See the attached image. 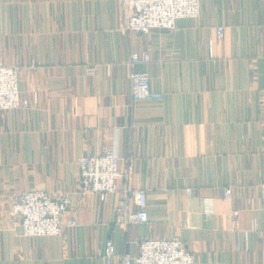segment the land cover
<instances>
[{
	"label": "crops",
	"instance_id": "0c3cea01",
	"mask_svg": "<svg viewBox=\"0 0 264 264\" xmlns=\"http://www.w3.org/2000/svg\"><path fill=\"white\" fill-rule=\"evenodd\" d=\"M123 18L120 0H0V59L25 66L30 102L0 110V264H105L110 238L123 264L141 237L173 234L197 264H264V0H201L172 30L128 31ZM132 71L163 97L134 101ZM110 146L147 190V223L117 221L124 177L106 199L81 188L79 158ZM30 189L69 194L77 226L13 228L11 195Z\"/></svg>",
	"mask_w": 264,
	"mask_h": 264
},
{
	"label": "built area",
	"instance_id": "2783aa9c",
	"mask_svg": "<svg viewBox=\"0 0 264 264\" xmlns=\"http://www.w3.org/2000/svg\"><path fill=\"white\" fill-rule=\"evenodd\" d=\"M120 3L124 15L123 27L128 31L146 33L154 28L172 30L178 19L197 18L201 11V0H120ZM224 33V27H218V34L223 36ZM149 59L148 53L135 52L131 57L134 62ZM30 67L35 68L36 64L32 62ZM24 68V65H8L0 59V110L30 104L20 90ZM129 79L134 101L163 97L162 92L152 89L148 72L132 71ZM122 160L111 146L97 154H83L78 161L81 188L84 192L97 193L106 199L117 191V181L124 177L127 182L118 191L117 221L124 227L133 223H147L150 220L147 190L130 182V172L122 170ZM188 192H192L191 189ZM231 195L232 189L226 187L224 196L230 198ZM10 201V224L13 228L21 226L22 234L26 237L60 236L78 224L76 217L68 216L72 204L69 194L56 196L43 189H30L13 192ZM261 211L264 231V182L261 183ZM139 248L137 255L125 249L121 255L123 264H197L196 254L186 240L177 234L161 238L141 237ZM101 256L105 264H112L116 256L112 238L107 240Z\"/></svg>",
	"mask_w": 264,
	"mask_h": 264
}]
</instances>
